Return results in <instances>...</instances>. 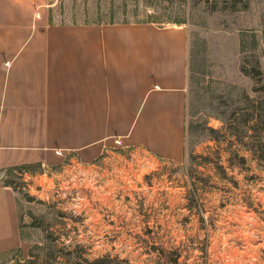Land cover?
<instances>
[{
    "label": "rangeland",
    "instance_id": "rangeland-1",
    "mask_svg": "<svg viewBox=\"0 0 264 264\" xmlns=\"http://www.w3.org/2000/svg\"><path fill=\"white\" fill-rule=\"evenodd\" d=\"M235 3V4H234ZM48 18L187 34L179 162L122 145L15 169L0 264H264V0H49Z\"/></svg>",
    "mask_w": 264,
    "mask_h": 264
},
{
    "label": "crops",
    "instance_id": "crops-1",
    "mask_svg": "<svg viewBox=\"0 0 264 264\" xmlns=\"http://www.w3.org/2000/svg\"><path fill=\"white\" fill-rule=\"evenodd\" d=\"M48 3L0 0V252L21 245L6 180L20 165L91 161L115 138L157 159L184 156L186 30L50 21Z\"/></svg>",
    "mask_w": 264,
    "mask_h": 264
},
{
    "label": "built area",
    "instance_id": "built-area-1",
    "mask_svg": "<svg viewBox=\"0 0 264 264\" xmlns=\"http://www.w3.org/2000/svg\"><path fill=\"white\" fill-rule=\"evenodd\" d=\"M36 17H39V13L36 12ZM113 144L115 145H122V140L120 138L113 139ZM58 154H61L60 151H57Z\"/></svg>",
    "mask_w": 264,
    "mask_h": 264
},
{
    "label": "trees",
    "instance_id": "trees-1",
    "mask_svg": "<svg viewBox=\"0 0 264 264\" xmlns=\"http://www.w3.org/2000/svg\"><path fill=\"white\" fill-rule=\"evenodd\" d=\"M235 4V3H234ZM32 165L30 164H25V165H20L19 167H17L16 169H19V170H24V169H29ZM34 166V165H33Z\"/></svg>",
    "mask_w": 264,
    "mask_h": 264
}]
</instances>
